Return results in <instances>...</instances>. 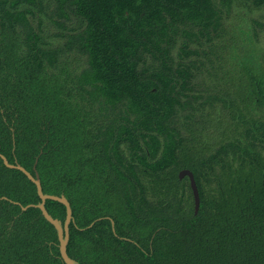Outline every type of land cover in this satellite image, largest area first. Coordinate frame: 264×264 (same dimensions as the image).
I'll return each mask as SVG.
<instances>
[{"label":"trees","instance_id":"trees-1","mask_svg":"<svg viewBox=\"0 0 264 264\" xmlns=\"http://www.w3.org/2000/svg\"><path fill=\"white\" fill-rule=\"evenodd\" d=\"M263 34L264 0H0V152L70 258L264 264ZM39 203L0 159V264H65Z\"/></svg>","mask_w":264,"mask_h":264},{"label":"water","instance_id":"water-1","mask_svg":"<svg viewBox=\"0 0 264 264\" xmlns=\"http://www.w3.org/2000/svg\"><path fill=\"white\" fill-rule=\"evenodd\" d=\"M0 159L3 161L4 165L11 170H18L22 172L33 184H35L37 189V194L40 198V203L37 205H30L31 207H35L39 209L45 218L47 222H49L56 230L59 240V250L61 258L63 259L65 264H79L74 259L70 258L67 252V247L69 244L70 239V224L73 222V212L71 205L68 201V199L62 195V196H56V195H50L45 194L43 192L40 176L37 172H35V175L33 176L28 170H26L23 166L15 162L14 164L10 163L9 160L0 152ZM185 178H188L190 183V188L193 194L194 199V206H195V214L199 212L201 200H200V194L198 190V186L195 180V176L192 171L188 169H184L180 171L179 173V179L183 180ZM55 201L65 206L66 208V219L65 222H62L58 219L53 218L49 212L46 209V202ZM23 207L24 210H27L28 207Z\"/></svg>","mask_w":264,"mask_h":264},{"label":"flooded vegetation","instance_id":"flooded-vegetation-1","mask_svg":"<svg viewBox=\"0 0 264 264\" xmlns=\"http://www.w3.org/2000/svg\"><path fill=\"white\" fill-rule=\"evenodd\" d=\"M5 157H6V156H5ZM6 158H7V157H6ZM15 162H17V161L15 160L14 163H15ZM14 163H13V164H14ZM17 163H18V162H17ZM36 164H37V162H36ZM35 166H36V165H35ZM34 172H36V167H34ZM34 175H35V174H34Z\"/></svg>","mask_w":264,"mask_h":264},{"label":"rangeland","instance_id":"rangeland-1","mask_svg":"<svg viewBox=\"0 0 264 264\" xmlns=\"http://www.w3.org/2000/svg\"><path fill=\"white\" fill-rule=\"evenodd\" d=\"M258 14H256V16H257ZM264 35V34H263ZM264 39V38H263ZM263 42H264V40H263Z\"/></svg>","mask_w":264,"mask_h":264}]
</instances>
